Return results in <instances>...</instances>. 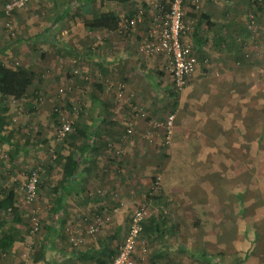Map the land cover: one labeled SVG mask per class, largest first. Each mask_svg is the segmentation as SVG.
I'll return each mask as SVG.
<instances>
[{"label": "rangeland", "instance_id": "374dc122", "mask_svg": "<svg viewBox=\"0 0 264 264\" xmlns=\"http://www.w3.org/2000/svg\"><path fill=\"white\" fill-rule=\"evenodd\" d=\"M7 1L0 0V47L2 48L0 60L11 67L24 65L36 71L37 76L29 87L26 98L0 99L1 115H5L9 122L4 133L7 134L9 129L13 130L10 142L0 143V194L3 188L15 186L16 204L22 215V222L14 223L12 215L0 210V220L4 223L2 229L13 227L17 238L8 252L0 258V264H32L30 259L33 251L32 243L39 241L40 226L46 223L42 193L50 177L56 174L54 170L48 171V165L53 162L52 159L55 161L58 158V156L52 157L57 147L76 140L72 135L77 126L85 127L96 124L102 130L113 126L120 131V134L132 125L128 124V115H126L128 108L125 106V101L122 98L119 99L116 94L117 83L123 82L121 77L117 80L108 79V84L96 86L95 77L91 76L90 72L82 71V67L89 63L85 59L73 54L64 56L63 59L53 63L46 59V56H41V45L36 47V43L29 42L33 40L36 33H45L47 37L56 39L59 43L62 39L63 42L64 40L69 41L71 38H62L60 33H67V35L74 33L75 23L79 19L75 21L67 19V24L58 22L48 28L57 10L53 7L52 0H29L23 7L6 13ZM75 5L71 10L72 15L77 9L80 12L79 6ZM82 7L84 9L85 5ZM224 9L232 14L230 26L226 28L227 36H231L228 34L232 33L239 35L240 28L248 22L249 15H251L248 0H197L195 3L188 0L184 16L185 30L181 35L182 41L195 47L192 30L200 11H207L211 17H214L219 15L218 11L221 12ZM251 29L252 32L246 40L243 52L246 57L234 61V58L226 55L223 50L206 45L204 52H197L198 66L190 77L192 79L193 76L196 78L200 76L206 79L207 86L200 88L203 89L199 92L200 95H209V90L218 87L221 91L223 90L227 98H231L232 94L240 96L238 104L241 105L243 114V129L245 131L247 128L248 132L242 135V149L236 151V159L233 157V152L231 153L228 149L230 138H235L233 137L234 132L231 133L232 135L229 133L216 134L221 138L214 139L215 134L211 130V134H206L205 137L213 136L212 141L217 146L212 144L215 148L212 147L210 152L206 148L205 150L198 148V153L204 158L208 156L207 164L202 165L203 167H200L197 172L192 171V174L188 175V178H185L181 184L188 189L191 195L202 191L203 188L208 189L213 184L212 190L220 186L225 195L224 206L216 205L214 208L212 205V208L207 209L202 205L199 197L196 200L187 198V193H179L174 200H166L167 205L164 208L158 206L156 209L158 211L155 212V216H158L160 221L158 223L162 229L161 236H158V242L151 240V236L147 237L148 252L138 264H152L149 249L153 245H158V257L156 256L158 264H205L193 259L190 256L191 252H205L210 264H215V262L218 264H264V8L253 22ZM144 36L146 37V33ZM96 38L98 40V37ZM151 59L156 60V56H144L145 62L149 60L150 65L153 64V62L150 63ZM82 61L85 64L81 66ZM48 64L51 68L46 66ZM149 73L147 69L145 74ZM230 76L235 83L225 91L224 86L229 85H224L222 81ZM161 79L163 83L171 85L167 76ZM185 86L177 93L181 94ZM149 88L146 86L147 91ZM34 95L40 96L41 99L36 101ZM46 98L48 99L46 106L40 113L37 112L40 107H43ZM158 99L163 103V111H159L162 115L156 121L162 122L165 112L169 113L171 104L167 106L165 97L161 100V96L158 95ZM67 102L70 105H66ZM190 104L195 107L192 111H199L201 114L200 103L196 105L193 101ZM201 105L203 106V103ZM209 105L210 102H206L204 107L207 108ZM55 107H61L72 121V130L64 139H58L56 136L58 124L57 119H53L52 113ZM204 107L203 110H205ZM139 119L147 122V125H149L148 121L153 120L149 116L144 119L139 117ZM212 128L217 129L218 126L214 124ZM161 129L163 133L160 132L161 136H158V155L155 156L160 160L159 170L168 160L161 154L170 149V143L166 142L165 129L163 127ZM101 133L97 135L99 142L113 141L112 135ZM256 138H258L257 152V142L250 145V142L255 141ZM236 141L238 142V136ZM179 145L185 146L183 143ZM16 147L17 150H13ZM151 153L153 155L154 150H151ZM208 154H211L210 158ZM146 155V158H149L150 154L146 153ZM146 158L142 159L147 160ZM104 165L102 168L105 167ZM34 169L39 171L38 190L35 197L27 200L24 187ZM214 172L217 176L215 181L212 178ZM236 199L240 202L238 203ZM211 200H216V197ZM160 201L164 200L161 198ZM193 201L197 203L193 204ZM142 203L138 204L145 207V216L153 215L152 204H148L147 201L144 205H141ZM204 209L206 210L203 213ZM129 215L130 212H126L117 216L115 223L120 222L122 228L127 227ZM34 220L40 226L37 231L32 232L31 224ZM110 223L112 225L109 226ZM104 226L98 234L84 237L83 242L97 241L98 235L106 233V229L115 227L113 219L106 220ZM123 235L117 234L110 238L109 247L115 249ZM69 241L72 244L74 242L70 238ZM178 243H183L184 247H178ZM248 251L249 256L244 258ZM84 264H94V262L89 261Z\"/></svg>", "mask_w": 264, "mask_h": 264}, {"label": "crops", "instance_id": "0c3cea01", "mask_svg": "<svg viewBox=\"0 0 264 264\" xmlns=\"http://www.w3.org/2000/svg\"><path fill=\"white\" fill-rule=\"evenodd\" d=\"M58 1L60 2V0ZM161 1H74L71 4L72 8L77 4L80 12L77 9L72 15L71 8L59 21L67 24V19L70 21L79 19L75 23L74 33L68 35L67 33H60L62 38L67 37L71 40H64L63 42L62 39L59 43L58 40L47 37L45 33H36L33 40L29 42L31 44L36 43V47L41 45V56H46V59L53 61V63L58 62L61 58L63 59L64 56L73 54L76 57L85 59L89 63L81 62V66L85 64L82 71L85 73L90 72L89 74L95 77V80H97L96 86L108 84V79L117 80L121 77L123 82H118L116 86H123V101L128 99L131 104L133 103L141 111H144L150 119L156 121L162 115L159 114V111H163V103L158 99V95L161 96V100L165 97L167 106L171 104L173 100L171 95L173 81L164 70L165 57L162 54H154L156 60L151 59L152 66L149 64V60L145 62V54L138 51V46L146 39L144 35L147 33L150 23L162 13V7L159 5ZM82 5H85L84 9H82ZM138 8L143 9L141 20L125 36L116 31L90 30L83 25L84 21L101 11L110 10L121 17L132 15L134 9ZM207 13L213 23L210 33H228L226 28L230 26V16L232 14H229L226 9L221 12L218 11L219 15L214 17H211L209 12ZM53 26L51 23L48 28ZM213 28L215 29L213 30ZM96 37H98V40ZM204 51L205 46L201 49V52ZM226 55L228 54L226 53ZM46 66L50 67L49 64ZM147 69L150 72L149 74H145ZM164 76H167L171 85L163 83L161 77ZM205 80L204 77L199 76V78H196V76H193L192 79L188 80L189 84L185 86L183 92L181 94L177 93L176 106L168 113L173 114V124L170 132L165 134L166 142L170 143V149L168 152L161 154L168 160L162 168L160 167V170L158 169L160 160L155 156L158 155V136H161L160 132L163 133L162 127H153L149 121V125H147V122H142L138 113L133 111L131 104L126 101L124 103L128 108L126 110L128 124L132 125L131 134H127L125 130L119 134L120 131L113 128V126L110 129L104 128L102 130L101 127L94 124L92 119L94 125L80 127L81 131L86 134V139L82 135H78L74 142L61 144L57 147V150L60 147L63 150L59 153L60 158L48 165V171L54 170L56 174L50 177L47 187L42 193L46 223H44V226L41 225L39 241L32 243L33 251L30 256L32 264H45L46 260H51L52 264H84L89 263V261L98 264V260L104 259L109 249H111L109 247L110 238L117 234L123 235L125 234L124 231H127L128 225L122 228L120 222L115 223L116 217L126 212L131 214L136 207L140 206L138 203L143 201L141 205H144L147 201L148 204H152L151 208L154 212L153 215L147 214L143 220L147 223L150 219H154L157 228H160L159 232L158 230L142 232L141 236L147 246L148 236H151L150 239L154 242H158V236L160 237L162 232L161 225L158 223V216H155V212L158 211L156 209H158V206L164 208L167 205L165 201L174 200L179 193H187V198H194L195 200L199 197L202 205L207 209L212 208V205L214 208L216 205L218 207L224 206L225 195L220 186L212 190L213 184L208 189L204 190L203 188L202 191L191 195L188 189L181 185L185 178L192 174V171L197 172L200 167H203L202 165L207 164L206 159L208 156L204 158L202 154L198 153V148L201 150L206 148L210 152L213 145L217 146L212 141L213 136L214 139H217L221 136L216 134L224 135L234 132L233 137L235 138H230L228 149L231 153L233 152V157L236 159V151L242 149V135L244 132H248L247 128L245 131L243 129V114L241 105L238 104L240 96L229 92L232 95L226 93L231 95V98H227L223 90L221 91L218 87L209 90V95H200L199 92L203 90L200 88L207 86ZM222 82L224 85H229L224 86L221 84L226 91L235 83V80L230 76ZM146 86L150 87L148 91ZM193 101L196 105L200 103L201 114L199 111H192L195 109L190 104ZM46 102H48L47 98L43 102V107H40L37 112L40 113L43 110ZM206 102H210L207 108L204 107ZM203 107L205 110H203ZM168 114L165 112L164 119ZM202 114L205 115L202 116ZM214 124L218 126L217 129L212 128ZM211 130L215 135H209V138L205 137L206 134H211ZM99 133L112 135L113 141L99 142L97 140L99 139L97 138ZM237 136L238 142L236 141ZM253 142H257V152L258 138L251 141L250 145ZM179 143H183L185 146H181ZM151 150H154L153 155H151ZM146 153L150 154L149 158H146ZM208 155L210 158L211 154ZM66 156L71 157L76 164V171L72 176L64 173ZM103 165L104 168H102ZM118 172L121 173L118 174ZM212 178L214 181L216 180L215 172L212 174ZM214 197H216V200H211ZM161 198L164 201L159 202ZM236 201L240 202L238 199ZM195 203L197 202L193 201V204ZM109 218L113 219L115 227L106 229V233L98 235L99 239L97 241L83 242L84 237L98 234L105 227L104 223ZM97 219L101 222L97 223ZM92 226L96 229L94 232H89ZM69 238L75 243L72 244ZM90 239L93 238L90 237ZM116 248L114 251H116ZM149 252L152 256L151 263L158 264V245H153ZM35 256L39 257V260L34 261ZM109 263L108 260L106 264Z\"/></svg>", "mask_w": 264, "mask_h": 264}, {"label": "trees", "instance_id": "16d2710c", "mask_svg": "<svg viewBox=\"0 0 264 264\" xmlns=\"http://www.w3.org/2000/svg\"><path fill=\"white\" fill-rule=\"evenodd\" d=\"M74 1L80 2H93V0H52V5L56 10V14L54 19L52 20V25L57 24L66 13L70 11L72 8L71 4ZM114 1H127V0H114ZM160 7H162V12H165L169 9L168 0H162L160 3ZM264 0H248V6L251 9V15H249L248 22L243 25L239 30V35H235L236 33L228 34L231 36H227V33H210V30L213 26L209 18V14L205 11H200L197 15L196 23L193 25L192 30V39L195 43V53L198 56V53H201V49L206 45H212L220 50L226 52L229 56L234 58V61H238L240 58L246 57L244 52V47L248 36L251 34L252 29L251 26L256 18L259 16V13L264 8ZM135 10V9H134ZM134 13V11H133ZM123 17H131V15H123L119 17L115 12L106 10L101 11L90 19L84 21L83 25L85 28L90 30L103 29L105 31H116L121 35H127L129 31H131V26H120L119 21ZM255 25V24H254ZM245 33V34H243ZM239 36V37H238ZM194 49V48H193ZM2 50V48H0ZM198 52V53H197ZM198 58V57H197ZM36 71L29 69L24 65H16L14 67L6 65L3 61L0 60V99L12 98L15 100H20L26 98L28 96V89L34 83L36 78ZM173 84V92L171 91V95L173 96V100L170 105V110L174 109L177 103V90ZM176 92V93H175ZM35 96V95H34ZM37 95L35 96V98ZM66 105H70V103H66ZM53 119H57L58 113L53 110ZM57 122V121H56ZM9 124L6 116L0 115V143L1 142H10V136L12 135L13 130L9 129L8 133H4V129ZM131 127V126H128ZM127 127V128H128ZM109 127L105 128L108 129ZM126 128V129H127ZM132 129V127H131ZM126 131V130H125ZM71 132V131H70ZM70 132L67 134L69 135ZM127 133V132H126ZM66 135V137H67ZM78 135H82L84 139H86V134L81 131V128L77 126L76 131L72 135L74 139L77 138ZM65 137V138H66ZM13 150H17L13 148ZM63 150L60 147L55 151V157L58 156L57 159L60 158L61 151ZM56 159V160H57ZM54 161V159H52ZM53 167V165H51ZM64 173L68 176H72V174L76 171V164L71 157L66 156V162L64 165ZM0 210L7 212L12 215V221L14 223L22 222V215L19 207L16 204V194H15V186H11L8 188H3L0 194ZM3 221L0 220V258L4 255L5 252H8L9 248L13 245V243L17 240L16 233L13 227L3 230ZM40 226V225H39ZM41 227V226H40ZM142 232L144 231H160V228H157V224L154 219H150L147 223L142 221ZM39 229V228H38ZM178 247H184L183 243H178ZM117 250V248H116ZM41 253L40 251H38ZM116 251L109 249L107 256L104 259H99L98 264H106L109 260L111 262L113 256ZM190 256L197 260L198 262H204L205 264H210V260L208 259V255L205 252L194 253L191 252ZM249 256V251L245 254L244 258ZM34 261L39 260V257H34ZM143 260V259H142ZM142 260H139L141 262ZM241 262V261H240ZM45 264H52L51 260H46ZM215 264H218L215 262Z\"/></svg>", "mask_w": 264, "mask_h": 264}, {"label": "built area", "instance_id": "2783aa9c", "mask_svg": "<svg viewBox=\"0 0 264 264\" xmlns=\"http://www.w3.org/2000/svg\"><path fill=\"white\" fill-rule=\"evenodd\" d=\"M29 0H8L5 4V11L9 13L15 9L23 7ZM188 0H168L169 9L160 13L148 26L146 39L138 46V51L145 55L162 54L165 57L164 70L170 76L177 91H180L188 82L196 65L198 58L193 47L182 41L181 35L184 33L185 24L184 16L186 13V3ZM195 3L197 0H190ZM160 5V3H159ZM161 6V5H160ZM143 9L134 10L131 17H123L119 21L120 26H131L133 29L137 22L141 20ZM252 16V15H251ZM121 84V83H120ZM61 91V89H60ZM123 86H118L117 97H123ZM41 99L37 95L36 101ZM126 102L131 104L128 99ZM133 111L137 112L141 118H146L147 115L140 108H137L133 103L130 105ZM54 111L57 115V130L56 136L58 139H64L72 130L71 119L68 114L61 109L55 107ZM173 114H168L165 119L160 121L151 120L150 125L153 127H163L168 134L173 124ZM127 134H131L132 129H126ZM55 157V154H52ZM39 183V171L34 169L24 187L26 199H32L36 196ZM145 207H136L130 214L127 231L125 232L122 241L117 247L116 253L109 264H138L139 260L144 259L148 250L147 243L142 238V221L145 217ZM97 219V223H100ZM32 232L38 230L37 221H32ZM96 227L92 226L89 232H94ZM75 243V242H74Z\"/></svg>", "mask_w": 264, "mask_h": 264}]
</instances>
